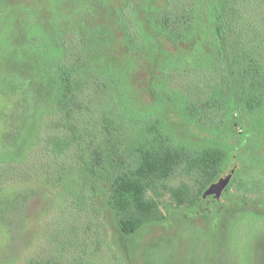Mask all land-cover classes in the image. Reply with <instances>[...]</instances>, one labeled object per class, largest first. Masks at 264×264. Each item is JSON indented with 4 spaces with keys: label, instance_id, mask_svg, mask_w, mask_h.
<instances>
[{
    "label": "rangeland",
    "instance_id": "rangeland-1",
    "mask_svg": "<svg viewBox=\"0 0 264 264\" xmlns=\"http://www.w3.org/2000/svg\"><path fill=\"white\" fill-rule=\"evenodd\" d=\"M152 1L162 6L166 0ZM235 1L239 6L243 1L251 12L240 20H251L253 28L238 44L228 41L221 52V45L210 43L209 23H204V60L215 61L209 67L173 63L167 72L156 70L151 76L144 54L124 48L117 55L116 46L98 44L94 65L104 68L112 61L119 71H127L126 94L131 98L126 110L115 115L121 121L122 146L113 155L109 145L111 153L104 158L132 167L141 158L134 147L160 134L174 160L167 177L147 194L166 221L146 227L142 238L133 239L116 229L102 183L93 182L88 172L87 182L81 181L80 158L67 151L62 155L56 147L51 139L56 100L52 93L37 91L32 81L54 72L52 62L62 58L56 51L58 41L71 50L68 40L74 35L82 53L95 25L104 22L113 29L115 20L131 21L125 9L133 13L146 0H0V114L11 116L6 134L0 121V264H264V214L255 208L235 211L238 200L264 203V0ZM160 47L163 52L171 49L163 42ZM124 54L137 63L131 74L132 64L127 67ZM231 54L263 74L258 80L251 69L241 73L249 76L250 90L238 100L231 68L221 59ZM25 62L33 68H26ZM216 94L232 104L220 108L212 101L204 106ZM160 95L168 97L170 111L156 103ZM250 98L257 99L251 109L244 100ZM95 104V113H113L102 97ZM250 131L257 139L233 162V175L219 195L220 211L210 202L202 209L185 210L212 178L214 163L219 168L231 160L232 140L238 142ZM215 134L219 138L213 146ZM82 159L89 162V156Z\"/></svg>",
    "mask_w": 264,
    "mask_h": 264
},
{
    "label": "trees",
    "instance_id": "trees-1",
    "mask_svg": "<svg viewBox=\"0 0 264 264\" xmlns=\"http://www.w3.org/2000/svg\"><path fill=\"white\" fill-rule=\"evenodd\" d=\"M124 12L125 16L133 20H115L116 24L113 25V29H110L112 25H106L103 21L101 26L95 25L89 41H86L82 47L84 51L82 53L79 52L81 43L74 41V35L68 40L73 46L71 50L65 41L62 44L58 41L56 51L62 52V58L55 63L52 62L54 72L47 77L41 76L36 81H32V86L37 91L52 93L56 100L57 121L51 126L54 130L51 132V139L55 141L56 147L62 149V155L67 151L70 155L80 158L81 181L87 182L85 173L88 172L93 182L102 183L106 204L110 209L116 229L129 238L139 239L142 238V230L146 227L166 221V216L161 214L157 203L147 194L155 190L157 185L167 177L174 160L169 154L170 151H166L169 147L165 146L160 134L147 138L148 141L144 144L139 143L134 147L137 153L141 154V158L132 167L111 163L108 158H104L103 154L110 155L111 153L109 149L106 150L109 145L113 155L116 153L115 150L122 146L118 140L121 135V121L116 120L115 115L126 110L125 104L128 106L127 103L131 98L126 94L129 90L127 71H119L117 63L112 61L104 68L99 67L100 64L94 65L98 58V44L101 43L103 47L106 44L109 47L110 45L116 46L117 55L124 48L129 52L144 54L142 60L146 62L149 60V73L152 76L156 70L167 72V68H171L172 65L174 67V64H180L179 66L190 64L198 69L215 65V61L212 62L208 58L204 60L202 53L203 46L205 51V45L202 42L204 23L207 25L209 23L210 43L216 46L221 45L218 47L221 52L227 50L228 41L238 44V39L242 40L244 34L248 36L246 32L252 29L253 25L251 20H240L250 17L251 12L243 1L239 6L235 0H190L189 2L166 0L162 6H155L152 0H146L144 5L135 7L133 13H130L129 8H126ZM101 39L102 42L99 41ZM160 42L165 43L171 49L163 52ZM135 43L138 45L134 46ZM233 49L235 48H231V53ZM124 56L128 57L127 67L129 68L132 64L129 70L131 74L137 63L131 60L134 56L129 57L126 54ZM161 57L164 58L162 63ZM114 59L121 61L118 58ZM221 59L225 67L231 68L233 84H237L232 91L237 100L241 98L240 93L244 94L246 89L250 90L249 82H246L249 76L241 74L242 72L251 69L253 71L251 76L254 77L256 73L258 80L263 76L262 71H258L254 66L249 68L250 65L241 64L239 57H234L232 54L221 57ZM98 61L103 63L100 58ZM26 68L31 69L33 66L31 65L30 68L29 63H26ZM235 76H238L237 81ZM217 96L218 94L204 101V106L208 107L214 101L217 107L223 108L233 102L222 95H219V101ZM99 97L108 101V107L112 108L113 113L115 112L109 115L114 118L101 114L100 109L95 113V103ZM217 99L218 101H215ZM250 99L249 101L244 99L249 109L254 106L252 102L257 101L254 98ZM155 101L161 109L162 106L168 111L172 109V104L166 96L160 95ZM169 116L171 117L170 114ZM10 117L9 114H0V121L4 124L2 130L4 134L7 133L5 122L7 120L10 122ZM184 119L191 122L188 116H184ZM218 138L219 136L215 134L211 137L210 143L215 146L218 144ZM256 139L254 131H250L239 137L238 142L232 140V158L238 163L245 145ZM223 143L225 144L224 141ZM85 155L89 156V162L82 159ZM232 158L224 160L219 168L217 162L214 163L217 168L213 169L212 178L197 198L186 203L185 210L204 208L210 202L212 208L220 211L223 207L220 203V196L211 194L214 199L210 201L208 197L205 200L202 195L207 186L215 182L221 176L222 171L235 161ZM109 173L112 175L111 178L108 177ZM235 203V211H252L255 208V212L264 214V203L256 204L246 200H238ZM230 210H234L233 207Z\"/></svg>",
    "mask_w": 264,
    "mask_h": 264
},
{
    "label": "water",
    "instance_id": "water-1",
    "mask_svg": "<svg viewBox=\"0 0 264 264\" xmlns=\"http://www.w3.org/2000/svg\"><path fill=\"white\" fill-rule=\"evenodd\" d=\"M234 166L233 163L228 166L222 177L214 184L210 185L209 188L206 190L205 195H217L219 196L222 192L223 188L229 182L231 176L233 175Z\"/></svg>",
    "mask_w": 264,
    "mask_h": 264
},
{
    "label": "flooded vegetation",
    "instance_id": "flooded-vegetation-1",
    "mask_svg": "<svg viewBox=\"0 0 264 264\" xmlns=\"http://www.w3.org/2000/svg\"><path fill=\"white\" fill-rule=\"evenodd\" d=\"M234 158H232V160H233ZM235 160V159H234ZM226 171V170H225ZM224 174V173H223ZM222 174V175H223ZM222 175L220 176V177H222ZM220 177L215 181V182H213V183H211V184H209V186L210 185H212V184H214V183H216L219 179H220ZM209 186H207V188L209 187ZM207 188L204 190V193H203V195H202V197L206 200V198L208 197L209 199H210V201H212V199H214V197L212 196V195H209V196H206L205 194V192H206V190H207Z\"/></svg>",
    "mask_w": 264,
    "mask_h": 264
}]
</instances>
